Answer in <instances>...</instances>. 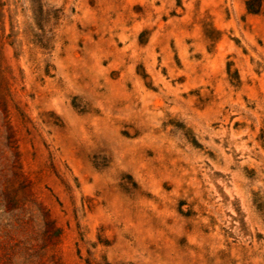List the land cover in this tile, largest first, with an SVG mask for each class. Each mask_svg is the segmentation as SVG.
I'll list each match as a JSON object with an SVG mask.
<instances>
[{"label": "rangeland", "instance_id": "374dc122", "mask_svg": "<svg viewBox=\"0 0 264 264\" xmlns=\"http://www.w3.org/2000/svg\"><path fill=\"white\" fill-rule=\"evenodd\" d=\"M0 264H264V0H0Z\"/></svg>", "mask_w": 264, "mask_h": 264}]
</instances>
